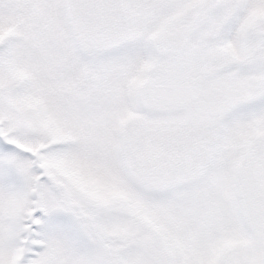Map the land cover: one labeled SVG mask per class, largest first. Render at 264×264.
I'll use <instances>...</instances> for the list:
<instances>
[{
	"label": "snow or ice",
	"instance_id": "1",
	"mask_svg": "<svg viewBox=\"0 0 264 264\" xmlns=\"http://www.w3.org/2000/svg\"><path fill=\"white\" fill-rule=\"evenodd\" d=\"M0 264H264V0H0Z\"/></svg>",
	"mask_w": 264,
	"mask_h": 264
}]
</instances>
